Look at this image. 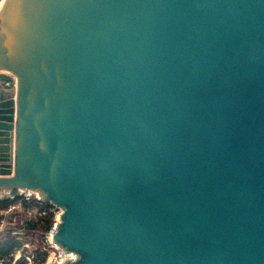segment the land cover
Masks as SVG:
<instances>
[{
  "label": "water",
  "instance_id": "95a60500",
  "mask_svg": "<svg viewBox=\"0 0 264 264\" xmlns=\"http://www.w3.org/2000/svg\"><path fill=\"white\" fill-rule=\"evenodd\" d=\"M22 190L63 208L62 264H264V0H2Z\"/></svg>",
  "mask_w": 264,
  "mask_h": 264
},
{
  "label": "built area",
  "instance_id": "2783aa9c",
  "mask_svg": "<svg viewBox=\"0 0 264 264\" xmlns=\"http://www.w3.org/2000/svg\"><path fill=\"white\" fill-rule=\"evenodd\" d=\"M32 199L45 201L41 198L38 191L22 190L18 201L10 204L5 210L0 211V236L8 229H13L15 234L22 235L26 231L27 222L47 215H51L53 218L52 226L44 234L42 243L38 247L34 248V244L31 241L23 240L22 244L9 255L0 256V264H62L66 259H77L78 255L75 252L65 249L54 241V235L61 220L63 208L50 201H47L50 203L48 208L41 206L25 208L24 203ZM19 216L23 217L21 230L17 229L15 223Z\"/></svg>",
  "mask_w": 264,
  "mask_h": 264
},
{
  "label": "trees",
  "instance_id": "16d2710c",
  "mask_svg": "<svg viewBox=\"0 0 264 264\" xmlns=\"http://www.w3.org/2000/svg\"><path fill=\"white\" fill-rule=\"evenodd\" d=\"M19 200V197L11 200H4L0 201V209H6L9 207L10 204L13 202H16ZM49 202L47 201H39L37 199H32L31 201H26L24 203V207H30V206H41L43 208L49 207ZM53 223V218L51 215H47L41 218H38L33 221L27 222L26 231L20 234H15L13 229H8L4 231L0 236V256H6L9 255L11 252H13L17 247H19L22 244V241L25 239H21L23 235H25L27 232L30 231H36L41 229L42 236L50 229ZM22 221H20V224L17 225V229L21 230ZM23 232V231H22Z\"/></svg>",
  "mask_w": 264,
  "mask_h": 264
},
{
  "label": "rangeland",
  "instance_id": "374dc122",
  "mask_svg": "<svg viewBox=\"0 0 264 264\" xmlns=\"http://www.w3.org/2000/svg\"><path fill=\"white\" fill-rule=\"evenodd\" d=\"M2 0H0V3H1ZM39 193V192H38ZM39 195L41 196V194L39 193ZM20 221H23V217L22 216H19L16 220V225H19L20 224ZM42 231L41 229L39 230H36V231H30V232H27L25 235H23V237L21 239H24L25 241H31L34 245L33 247H38L41 243H42V240H43V236H42ZM50 263V261H49ZM48 264V263H46Z\"/></svg>",
  "mask_w": 264,
  "mask_h": 264
},
{
  "label": "crops",
  "instance_id": "0c3cea01",
  "mask_svg": "<svg viewBox=\"0 0 264 264\" xmlns=\"http://www.w3.org/2000/svg\"><path fill=\"white\" fill-rule=\"evenodd\" d=\"M3 210H5V209H0V211H3Z\"/></svg>",
  "mask_w": 264,
  "mask_h": 264
},
{
  "label": "bare ground",
  "instance_id": "6f19581e",
  "mask_svg": "<svg viewBox=\"0 0 264 264\" xmlns=\"http://www.w3.org/2000/svg\"><path fill=\"white\" fill-rule=\"evenodd\" d=\"M2 4V1H1V3H0V5Z\"/></svg>",
  "mask_w": 264,
  "mask_h": 264
}]
</instances>
